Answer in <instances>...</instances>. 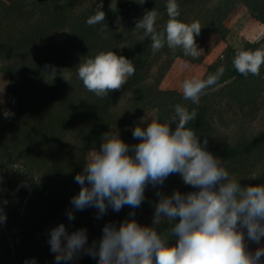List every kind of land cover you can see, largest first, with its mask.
<instances>
[{
    "label": "trees",
    "instance_id": "trees-1",
    "mask_svg": "<svg viewBox=\"0 0 264 264\" xmlns=\"http://www.w3.org/2000/svg\"><path fill=\"white\" fill-rule=\"evenodd\" d=\"M100 0H0V71L9 75V91L19 99L16 121L0 131V175L5 198L8 190L26 183L31 193L13 228L0 226V264H56L48 244L49 231L60 223L69 233L87 229L89 244L99 240L105 224L119 226L135 212L144 226H154V202L157 191L171 195L197 191L185 185L179 174L170 175L163 186L145 191V200L136 209L124 206L119 212L111 208L97 219V209L86 208L69 221L66 210L80 185L74 177L83 171L90 150H99L104 133L118 130L121 138L133 145V129L151 110L158 120L166 122L175 115L174 106L195 109L197 118L187 127L198 135L201 144L208 140L207 150L221 158L231 177L242 186L264 184V65L260 75L247 77L233 66L237 50H264V37L249 42L243 49L228 47L223 58L211 65L203 79L215 74L220 66L224 74L205 90L199 105L185 100L181 92L164 90L162 82L178 58L200 62L202 57H186L182 49L163 48L153 52L150 38L135 30L136 22L146 11L156 10L157 31L169 19L167 0H103L105 21L95 26L86 23L96 13ZM179 22L198 21L201 32L196 43L201 49L212 35L226 37V22L242 5L264 23V0H176ZM112 7L116 10L113 11ZM113 51L130 60L135 68L122 89L101 99L89 92L78 79L76 67L100 52ZM47 65L57 69L54 78ZM71 73L65 81L59 74ZM236 106L242 120H215L214 105ZM176 123H171L174 130ZM13 165L25 173L10 169ZM256 178H249L252 175ZM178 222V221H177ZM172 223L162 219L158 232L175 243L170 235ZM65 264V262H61ZM67 264H98V258L81 255Z\"/></svg>",
    "mask_w": 264,
    "mask_h": 264
},
{
    "label": "clouds",
    "instance_id": "clouds-1",
    "mask_svg": "<svg viewBox=\"0 0 264 264\" xmlns=\"http://www.w3.org/2000/svg\"><path fill=\"white\" fill-rule=\"evenodd\" d=\"M138 2L143 4L144 0ZM102 8L103 0H100L96 13L86 21L88 25L105 21ZM166 10L169 19L162 31L155 27L158 18L155 9L146 11L134 29L142 31L144 39L150 38L153 52L166 43L168 48H180L184 56L198 59L202 53L196 43L200 23L179 22L176 0H167ZM232 63L245 77L259 76L264 65V50H237ZM46 69L56 77L54 66L47 65ZM224 72L225 68L220 66L206 79H185L183 98L199 105L205 90L215 85ZM76 73L86 90L104 99L109 93L122 89L134 75L135 68L130 60L109 51L81 61ZM59 74L65 81L71 80V73ZM174 111L175 115L166 122L148 113L152 119L147 127L138 125L132 131L133 138L139 141L133 145L126 143L118 130L104 133L100 149L90 150L83 171L74 177L80 191L71 198V208L65 214L73 221L77 211L90 207L97 209V219L107 214L109 208L114 212L124 206L136 209L144 202L149 185L163 186L172 174H179L185 185L198 190L187 193L175 190L171 195L157 191L154 226L138 223L133 211L129 213L132 218L125 219L119 226L111 222L105 224L101 238L91 244L87 229L69 233L66 225L60 223L49 231L47 241L56 264H67L81 255L98 258V264H262L264 246L253 252L249 251L248 242L260 245L264 239V184L242 186L233 179L223 160L207 150V138L201 144L197 133L187 127L197 118V111H189L181 104H176ZM2 114L5 119L15 115L7 108ZM145 119L142 118V123ZM172 122L176 123L174 130ZM9 168L25 173L16 165ZM19 187L31 190L26 183L17 190ZM3 191L0 187V193ZM8 203L0 195V226L7 221L5 207ZM162 219L174 222L170 235L175 243L158 232ZM24 264H36V260H25Z\"/></svg>",
    "mask_w": 264,
    "mask_h": 264
},
{
    "label": "rangeland",
    "instance_id": "rangeland-1",
    "mask_svg": "<svg viewBox=\"0 0 264 264\" xmlns=\"http://www.w3.org/2000/svg\"><path fill=\"white\" fill-rule=\"evenodd\" d=\"M226 25L229 34L226 37L217 34L207 38L202 46L201 61L192 62L186 59L178 58L174 62L172 68L168 72L161 88L164 90H175L182 93V84L185 79L199 78L203 79L208 68L221 60L224 51L228 47L243 49L249 42H259L264 37V23L259 21L253 13L244 5L240 6L228 19ZM10 78L9 75L0 71V100L4 103L0 104V131L3 127L16 121L19 99L9 91ZM10 109L15 113L11 119L3 118V109ZM148 113L158 119L157 110H151L145 114V128L151 122L152 117ZM212 116L215 120L222 118L228 122L232 120H242L243 115L236 106H228L227 104L214 105L211 109ZM29 185V184H28ZM30 186V185H29ZM18 189V188H17ZM8 190L5 198L9 201L5 207L7 213V221L5 226L13 228L19 221L23 207L31 193L28 188L19 187V190ZM31 189V188H30ZM264 246V239L260 245L248 242L249 251H255L258 247ZM264 264V257L261 258Z\"/></svg>",
    "mask_w": 264,
    "mask_h": 264
}]
</instances>
